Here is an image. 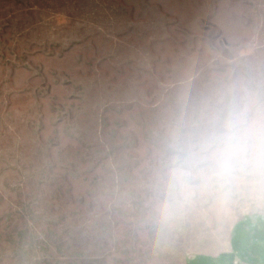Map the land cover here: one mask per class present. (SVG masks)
I'll use <instances>...</instances> for the list:
<instances>
[{"label": "rangeland", "instance_id": "374dc122", "mask_svg": "<svg viewBox=\"0 0 264 264\" xmlns=\"http://www.w3.org/2000/svg\"><path fill=\"white\" fill-rule=\"evenodd\" d=\"M243 100L264 0H0V264H184L245 218L255 250L264 199L160 211L173 144Z\"/></svg>", "mask_w": 264, "mask_h": 264}, {"label": "clouds", "instance_id": "9594fccd", "mask_svg": "<svg viewBox=\"0 0 264 264\" xmlns=\"http://www.w3.org/2000/svg\"><path fill=\"white\" fill-rule=\"evenodd\" d=\"M209 188L264 199V101L229 102L195 142L173 144L160 176L161 214Z\"/></svg>", "mask_w": 264, "mask_h": 264}, {"label": "crops", "instance_id": "0c3cea01", "mask_svg": "<svg viewBox=\"0 0 264 264\" xmlns=\"http://www.w3.org/2000/svg\"><path fill=\"white\" fill-rule=\"evenodd\" d=\"M249 222L250 220L245 218L235 224L236 231L229 238L227 246L223 250L215 254L187 257L184 264H264V218H255V223H260L259 226L251 222L253 230L256 229V233L259 235L258 241H251L253 244L256 242L258 244L255 250L252 249L250 241L245 237L250 234L251 228L247 224Z\"/></svg>", "mask_w": 264, "mask_h": 264}]
</instances>
